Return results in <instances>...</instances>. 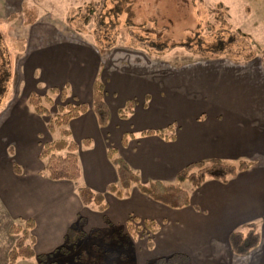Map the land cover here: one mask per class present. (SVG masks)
Masks as SVG:
<instances>
[{"label":"crops","instance_id":"obj_1","mask_svg":"<svg viewBox=\"0 0 264 264\" xmlns=\"http://www.w3.org/2000/svg\"><path fill=\"white\" fill-rule=\"evenodd\" d=\"M24 1L1 0L0 5L13 11ZM50 42L27 49L24 82L31 93L68 87L70 103L89 107L71 121L69 139L78 144V186L103 193L108 208L101 213L86 207L73 182L43 176L40 136L49 133L47 124L43 116L17 106L2 125L13 147V153L0 149V205L9 219L6 232L10 233V223L34 220L35 251L48 254L61 245L78 216L90 229L107 222L124 226L133 217L161 226L152 234V259L184 253L193 264H264L263 61L258 56L245 62L224 57L178 66L140 52L105 55L65 39ZM98 80L105 86L110 112L106 128L92 107ZM129 101L135 107L123 119L119 112ZM111 148L144 184L175 185L179 172L196 162L245 160L253 166L227 184L208 179L189 192L190 206L173 209L136 185L124 199L107 192L118 183ZM259 220H263L259 247L247 256L235 255L230 233Z\"/></svg>","mask_w":264,"mask_h":264},{"label":"rangeland","instance_id":"obj_2","mask_svg":"<svg viewBox=\"0 0 264 264\" xmlns=\"http://www.w3.org/2000/svg\"><path fill=\"white\" fill-rule=\"evenodd\" d=\"M117 6L122 9V13L116 17L111 10H115ZM4 7L5 3L0 5V149L3 152L10 150L13 153L10 140L3 134V122L13 115L17 106L29 108L33 112L28 105L33 92L28 90L23 75L28 54L26 52L32 46L40 47L50 41L60 43L65 39L67 42L94 47L105 55L140 52L147 58L170 61L178 66L224 57L245 62V57L249 55L258 56L264 64V0H25L23 3L19 2L13 11H5ZM25 8L37 10L38 19L32 26L25 25ZM129 19L131 31L126 27ZM220 39L231 45L215 51ZM189 41L187 49L173 48ZM162 43L166 44V49H155L154 46ZM208 46H213L214 50L210 48L205 51ZM199 49L207 52V57L199 55ZM211 52L213 54H209ZM38 93L36 94L42 97L51 96L54 100L51 115L43 118L47 124L65 103L57 94L51 93V89H41ZM9 124L8 122L7 125ZM40 137L43 139L41 142L61 138L59 133H44ZM182 187L190 193L196 192L189 183ZM3 211V206L0 205V264H8L7 250H12L18 237L6 232L9 219ZM253 222L258 224L261 232L263 220ZM24 223L17 224L24 226ZM250 223L243 224L236 230H245ZM13 225L10 223L11 227ZM122 227L125 230H122L121 236L130 237L127 226ZM101 228L117 229L108 222ZM89 230L90 227H85L86 232ZM131 238L132 245L129 249L117 240L106 243L104 239L88 236L73 247L66 244L64 238L56 248H64L57 260L61 264H83L81 252L100 247L105 251L93 250V254L106 258L111 264H116L117 261L122 263L124 257L132 264H147L152 260L153 254L148 242L153 239V235L143 228L137 230L135 237ZM16 264H37V260H19Z\"/></svg>","mask_w":264,"mask_h":264},{"label":"trees","instance_id":"obj_3","mask_svg":"<svg viewBox=\"0 0 264 264\" xmlns=\"http://www.w3.org/2000/svg\"><path fill=\"white\" fill-rule=\"evenodd\" d=\"M111 11L116 17L122 13V9L119 6ZM24 16L26 26H32L37 22L38 13L35 8H25ZM126 27L128 31L132 30L130 19L128 20ZM189 43L190 41L187 42V44L180 46L175 45L173 48L182 47L187 49ZM219 43L220 44L215 47V51H221V49H226L231 45L226 44L222 39L219 40ZM201 44L203 45L202 42ZM154 47H156L155 49L158 51L167 48L165 43ZM208 47L209 48L205 51L210 48L214 50V48H212L213 46ZM197 52L201 56L207 57L208 55L207 52H204L201 49ZM209 54H213V52ZM253 57L254 56L249 55L245 57V59L247 61ZM68 89V87H65L62 90L51 89V93L57 94L65 103V106H60L58 108V113L47 123L49 134L54 135L59 133L61 138L55 141L41 142L39 158L45 163L42 174L51 181L73 182L77 186L79 198L84 206L105 213L108 208V204L105 201V195L103 193H95L88 187L78 186V181L81 177V166L77 154L78 144L69 139L71 137L69 125L71 121L85 114L89 110V107L87 105L68 103ZM28 105L37 116L49 117L51 115V108L54 106V100L51 96L42 97L36 93H32L28 100ZM92 107L100 126L106 128L110 121V112L105 101V86L100 80L95 84ZM134 107L135 102L129 101L126 108L119 112V116L123 119L127 118L128 115L132 113ZM160 134L161 136L164 135L163 132H160ZM109 156L116 166L118 173V183H114L108 187L107 191L109 193L120 199L128 198L131 194V188L133 185H136L143 194L149 196L154 201L173 209H181L191 205L190 193L182 187L183 184H191L194 190L201 188L208 179L217 180L227 184L232 179L237 178L239 174L246 172L253 166L252 162L245 160L233 163H225L219 160L196 162L188 165L179 172L177 176V184L175 185H166L162 182L144 184L141 178L131 170L115 149L111 148L109 150ZM15 170L18 172V167L15 166ZM126 226L130 237L121 236V232H123L122 230H125L122 226H116L118 230L115 228H93L90 229L89 232H86V222L82 216H78L77 221L67 231V235L65 236L66 244L74 247L78 245L83 238L88 236L91 238L104 239L106 243H108V241L117 240L118 243H123L127 249H129L132 245L131 237H135V232L137 230L144 228L150 234H156L160 231L161 227L160 224L154 220H146L141 223L135 221L133 217L129 218ZM34 227L35 222L32 219L25 221L24 226L14 224L11 227L10 234L17 236L18 239L9 253L8 264H16L19 260L28 259H36L37 264H61L57 258L58 255L64 251L63 247L48 254L36 253V237L32 233ZM229 242L235 255L240 257L247 256L261 244V232L258 224L252 222L247 225L245 230H235L231 232L229 235ZM148 245L149 248L152 249L154 247L153 240H149ZM93 250L102 251L103 248L93 247ZM93 250H83L81 252L80 258L83 261V264H111L106 258H99L93 254ZM116 264L132 263L127 257H124L122 263L117 261ZM147 264H191V258L184 253H175L169 256L149 260Z\"/></svg>","mask_w":264,"mask_h":264}]
</instances>
